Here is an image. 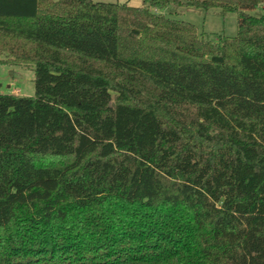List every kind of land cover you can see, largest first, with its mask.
I'll return each mask as SVG.
<instances>
[{"label": "trees", "instance_id": "16d2710c", "mask_svg": "<svg viewBox=\"0 0 264 264\" xmlns=\"http://www.w3.org/2000/svg\"><path fill=\"white\" fill-rule=\"evenodd\" d=\"M141 4L0 0V264H264V0Z\"/></svg>", "mask_w": 264, "mask_h": 264}, {"label": "rangeland", "instance_id": "374dc122", "mask_svg": "<svg viewBox=\"0 0 264 264\" xmlns=\"http://www.w3.org/2000/svg\"><path fill=\"white\" fill-rule=\"evenodd\" d=\"M104 3H126L131 7H141V0H92ZM166 17L186 21L193 24L204 40L216 42L220 35L234 37L237 32V17L233 13H223L219 9L203 11L194 7H181L169 14L167 10H159ZM261 6L249 11L251 15H260ZM9 86V87H8ZM31 96L34 93L33 71L17 66L0 65V94Z\"/></svg>", "mask_w": 264, "mask_h": 264}, {"label": "crops", "instance_id": "0c3cea01", "mask_svg": "<svg viewBox=\"0 0 264 264\" xmlns=\"http://www.w3.org/2000/svg\"><path fill=\"white\" fill-rule=\"evenodd\" d=\"M9 87V86H8ZM13 94H17V92L16 93H13ZM18 95V94H17Z\"/></svg>", "mask_w": 264, "mask_h": 264}]
</instances>
